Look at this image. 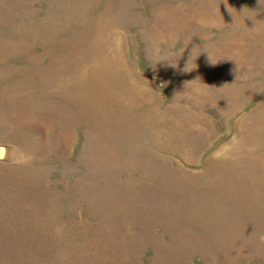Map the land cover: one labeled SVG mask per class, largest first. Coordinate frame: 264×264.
Here are the masks:
<instances>
[{"label": "rangeland", "instance_id": "rangeland-1", "mask_svg": "<svg viewBox=\"0 0 264 264\" xmlns=\"http://www.w3.org/2000/svg\"><path fill=\"white\" fill-rule=\"evenodd\" d=\"M0 147V264H264V0H0Z\"/></svg>", "mask_w": 264, "mask_h": 264}, {"label": "water", "instance_id": "water-1", "mask_svg": "<svg viewBox=\"0 0 264 264\" xmlns=\"http://www.w3.org/2000/svg\"><path fill=\"white\" fill-rule=\"evenodd\" d=\"M8 156V150L5 147H0V159L4 160Z\"/></svg>", "mask_w": 264, "mask_h": 264}, {"label": "clouds", "instance_id": "clouds-1", "mask_svg": "<svg viewBox=\"0 0 264 264\" xmlns=\"http://www.w3.org/2000/svg\"><path fill=\"white\" fill-rule=\"evenodd\" d=\"M227 3V2H226ZM230 11V10H229ZM26 160H27V157H25V159L23 160V161H18V162H20V163H23V162H26Z\"/></svg>", "mask_w": 264, "mask_h": 264}]
</instances>
